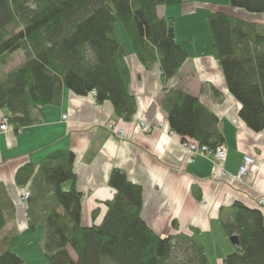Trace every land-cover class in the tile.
<instances>
[{
    "label": "trees",
    "instance_id": "obj_1",
    "mask_svg": "<svg viewBox=\"0 0 264 264\" xmlns=\"http://www.w3.org/2000/svg\"><path fill=\"white\" fill-rule=\"evenodd\" d=\"M184 0H0V72L10 54L24 61L0 81V109L22 130L41 122L44 108L59 106L64 90L78 96L96 92L111 102L117 116L131 120L137 101L130 90L129 45L148 68L160 64L162 81L174 78L191 53L176 40L175 19L160 17V7ZM234 9L264 14V0H229ZM212 55L220 62L229 92L241 104L240 118L254 132L264 130V25L217 11L207 17ZM218 92H215L217 95ZM219 96V95H218ZM163 108L170 128L182 138L214 150L224 144L219 117L183 89H165ZM75 154L56 150L38 165L24 167L18 182L28 186L30 229L42 227L39 245L47 264H210L195 235L161 237L144 221L143 188L116 169L109 178L115 195L100 224L83 223V194L76 187ZM71 182V187L64 185ZM24 188V187H22ZM221 217L237 249L223 264H264V212L241 202ZM97 211H95V214ZM15 217V207L0 186V234ZM17 234L3 240L0 264H24L13 250ZM75 257V258H73Z\"/></svg>",
    "mask_w": 264,
    "mask_h": 264
},
{
    "label": "crops",
    "instance_id": "obj_2",
    "mask_svg": "<svg viewBox=\"0 0 264 264\" xmlns=\"http://www.w3.org/2000/svg\"><path fill=\"white\" fill-rule=\"evenodd\" d=\"M203 1L184 0L176 7H160L159 15L176 18L179 7L185 15L205 8L208 16L223 11L264 25V14H248L232 8L230 3ZM175 23L176 40L191 55L166 83L162 81L160 64L147 68L131 49L126 34L119 31L122 42L129 47L130 90L137 101V112L131 120L117 116L111 102L100 104L91 95L78 96L65 89L62 103L45 107L41 122L21 132L0 133V186L16 210L14 219L0 234V251L6 249L3 240L17 234L19 244L13 251L24 264H47L39 245L43 228L30 229L27 206L21 201V188L29 187L31 182L20 185L18 174L29 165L37 169L56 150L75 154L76 187L84 196V225L103 221L106 203L115 195L109 178L119 169L130 182L143 188V219L161 237L196 232L210 264H223V259L237 249L223 229L221 214L227 219L236 202L260 209L258 201L264 196V130L254 132L240 118L241 104L229 92L220 62L212 55L210 30L204 29L201 36L196 24L188 22L180 27L177 20ZM165 89L187 91L219 117L228 149L223 167L227 176H222L223 169L209 158L197 156L191 163L180 136L171 137L160 128L149 134L141 131V121L170 127L162 104ZM6 119L8 113L0 109V124ZM111 123L123 129L127 138L121 140L110 133L107 127ZM246 156H251L254 163L248 174L240 178L239 169ZM64 187L70 188L71 182ZM261 210L264 212V208Z\"/></svg>",
    "mask_w": 264,
    "mask_h": 264
},
{
    "label": "built area",
    "instance_id": "obj_3",
    "mask_svg": "<svg viewBox=\"0 0 264 264\" xmlns=\"http://www.w3.org/2000/svg\"><path fill=\"white\" fill-rule=\"evenodd\" d=\"M94 98H96V92H92L90 94ZM140 127L141 131L143 133L149 134L154 131L156 128H160L161 130L164 131V133H167L171 137L177 136V134L168 126H153L151 124H147L146 122L141 121L140 122ZM107 129L112 133L113 135L117 136L118 138L124 139L126 138V133L123 129H119L115 124L111 123L108 125ZM16 130L8 121V119L4 120L2 124H0V133L2 132H11ZM17 132H21L22 130H16ZM182 145L188 150L189 153V161L192 163L197 156H203L206 158L211 159L215 166L217 168H222L223 169V175L222 176H227L226 171L224 170V164L226 163L228 159V149L227 147L222 144L216 147L214 150L210 149L206 145H201L197 142L194 141H189V140H182ZM254 159L251 156H246L242 165L240 166L239 169V177H244L248 174L250 167L253 165ZM30 190L26 188H22V199L24 202H28L30 198ZM26 204V203H24ZM258 205L260 209L264 208V196L260 198L258 201Z\"/></svg>",
    "mask_w": 264,
    "mask_h": 264
},
{
    "label": "rangeland",
    "instance_id": "obj_4",
    "mask_svg": "<svg viewBox=\"0 0 264 264\" xmlns=\"http://www.w3.org/2000/svg\"><path fill=\"white\" fill-rule=\"evenodd\" d=\"M203 1V0H200ZM196 2V1H194ZM203 2L206 3H212V4H218V5H225L229 3V0H204ZM176 7V6H174ZM179 13H177L175 16V20H177V25H179L180 27H184V25H187L188 22L194 23L197 25V34H200L201 36H203L202 34H204V29L206 31V29L208 30L209 26L206 24V17L208 16V10L205 8H198L197 11L191 15H185L182 12V9L179 7ZM191 19V20H189ZM182 25V26H181ZM205 26V27H204ZM120 30L122 33H124L123 29L120 27ZM125 34V33H124ZM188 40V38H187ZM10 61L8 63V65L0 72V81L1 78L4 76L5 73H8L10 71H12V69L18 67L23 61H24V54L23 51L19 50L13 54H10ZM148 124V123H147ZM146 134V133H145ZM117 137V136H116ZM127 138V137H126ZM124 138V139H126ZM121 139V138H119ZM123 140V139H121ZM26 189L29 190L28 187H24ZM65 189H68V187H64ZM22 191V188H21ZM21 201L22 203H26V206H28L27 202H24L21 196ZM16 212V210H15ZM27 215V214H26ZM37 244V242H36ZM17 247V246H16ZM37 248V246H35Z\"/></svg>",
    "mask_w": 264,
    "mask_h": 264
},
{
    "label": "water",
    "instance_id": "obj_5",
    "mask_svg": "<svg viewBox=\"0 0 264 264\" xmlns=\"http://www.w3.org/2000/svg\"><path fill=\"white\" fill-rule=\"evenodd\" d=\"M230 241H231V243H232L234 246H236V247L239 246L240 240H239V237H238L237 235L232 236V237L230 238Z\"/></svg>",
    "mask_w": 264,
    "mask_h": 264
}]
</instances>
